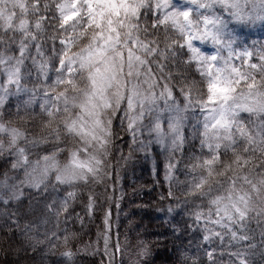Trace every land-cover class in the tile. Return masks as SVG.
I'll return each mask as SVG.
<instances>
[{"label": "snow or ice", "instance_id": "snow-or-ice-1", "mask_svg": "<svg viewBox=\"0 0 264 264\" xmlns=\"http://www.w3.org/2000/svg\"><path fill=\"white\" fill-rule=\"evenodd\" d=\"M257 22L264 0H0V110L10 95L29 94L24 104L38 103L46 130L30 137L0 111V158L11 165L0 174V207L15 205L3 215L19 228L28 200L59 223L87 192L91 218L103 198L95 186L105 194L111 187L96 245L116 264L117 166L138 151L159 178L156 146L167 185L160 200L175 202L169 214L191 205L189 229L203 234L197 255L185 259L202 264L209 246L207 264L225 254L227 264H255L264 248V41L247 44L234 26ZM226 238L218 260L213 242Z\"/></svg>", "mask_w": 264, "mask_h": 264}, {"label": "rangeland", "instance_id": "rangeland-1", "mask_svg": "<svg viewBox=\"0 0 264 264\" xmlns=\"http://www.w3.org/2000/svg\"><path fill=\"white\" fill-rule=\"evenodd\" d=\"M180 2H177V3H180ZM242 27L243 26L237 25V26H234V29H235V33L238 36V39L245 42L246 36L242 37L243 36ZM250 35H252L250 40L252 38H256L257 39L256 41H264V24H261L259 28L257 27L254 28V30L253 28H251ZM204 50H209V49L205 48ZM34 85H35V79L33 76V78L27 82V87L32 88L34 87ZM19 95H22L25 101L28 98L29 94L20 93L18 95H10L5 101L4 105L15 101ZM17 105H20L24 108V110L20 109L19 115H15L14 111H6L5 113L3 112V110H0L2 111L3 119L6 122L11 121L14 126H18L22 130L30 131L31 137L36 136L33 132L38 134V133H42L43 131H46L43 129V120L41 116L39 114H36L32 117L33 112L27 111L30 108L33 111L35 108H37L38 110L36 112H39L40 109H39L38 103L25 106L24 102L21 101ZM121 135L123 137L127 136V134L123 132L121 133ZM119 143H120V148L123 151V154L127 156L129 154L128 144L123 143V140H121ZM42 147L47 148L49 151L52 150L51 144L44 145ZM158 150L160 151L159 148ZM41 154H43V152H41ZM119 154L120 153L117 152L116 155L119 156ZM112 163L115 164V160H113ZM153 163H154L153 160L151 161L147 160V163L145 164V159L144 157H142V153L133 152L132 158L131 160L128 161L127 164H124L123 162H121V164L117 166V168L119 169V182L115 185V188H116L115 196L117 198L123 196V198L125 197V199L127 200L124 199V204L119 203V208H117L115 201H113L111 203V211H112V220H113V225H114L113 241H115L116 236L118 235L121 248H124L123 250L124 256L127 254L131 256L129 261H124L123 264H141L144 258L143 248H145V251H147L149 248L152 249V253H149L150 257L148 258L149 260H147L146 264H181L183 263L182 258L177 260L176 257H173L171 251L175 250V252L180 257L179 253L183 252L186 246L180 249L177 246V244L175 246L165 244L162 242L160 238L158 237L156 238L155 236H152V237L150 236V238L147 239V245L141 247L139 244L140 241L138 240L139 235H141V233L146 230H151L152 232H156V229L158 230L159 227L155 222L156 217L153 215L152 217L150 215L144 216L139 211L135 213H130V214L128 213L129 212L128 200L131 198V196L128 195V193L126 192L124 193V189L131 191V190H134L135 188H140L141 186L140 182L143 179V175H146L145 178H147V172L153 169ZM10 168H11L10 162L5 163L4 159L0 158V174H2L5 171H9V173L11 174ZM162 174L163 172L161 171L160 177L159 178L156 177L153 183H162L163 181ZM181 181H183V179H181ZM95 187H96V192H99L100 194L104 195V197L100 200L101 202L98 206V211L95 216L96 221L95 222L92 221L90 224V228L87 227L84 230H83L84 226L82 225H78L76 227L71 228V230L75 229V231L78 233V238L76 236L74 247L79 248L82 245L86 246L85 251L80 252V254L76 256L78 258V260H76L77 262H75L76 264H102V262L103 264H108V259L104 257V253H103V243L101 241L99 251H97L96 239H97L98 232L103 228V223H102L103 215H104L105 210L109 208V203L107 201V195L112 194V189L111 187H109L108 193L105 194L104 187L102 185H96ZM178 192H179L178 194L182 196V192L181 191H178ZM131 193L133 192L131 191ZM135 197L139 198V195ZM147 198L152 199L150 195L147 196L146 199ZM38 208H39L40 214L44 215L45 211L42 210L44 208L43 203H40ZM38 208L35 209V208L30 207L25 210V217H24V219H26L24 220L25 223L26 221L34 218L36 214V210H38ZM1 209L2 208H0V210ZM99 212H100V216L98 218L97 214ZM79 213L80 212H78V214ZM70 217L74 218V216H70ZM80 217L82 218V220H84L82 215H80ZM80 221L81 219L76 218L73 221L75 222L74 225H77V223H79ZM64 228L65 227L61 225L59 229L60 231H64ZM127 228H131V229L133 228V230H131V232L128 233ZM4 231H5L4 223L2 222V220H0V264H62L58 261H52L51 259L48 258L50 250L46 245H42L41 249L36 247L37 249L35 250H28L27 249L28 246L24 247L22 243L19 244L18 242H16L17 238L10 237L9 234L4 233ZM7 231L8 230H6L5 232ZM41 231L44 233V235L40 237L42 239H38V240L44 241L45 235L51 236V234H48L46 230L45 232L43 230ZM71 233L75 234V232H71ZM38 240L35 241V244H38L37 243ZM144 241H145V238H144ZM44 243H46V241H44ZM151 254H152V257H151ZM119 256L120 254L116 256V264H122Z\"/></svg>", "mask_w": 264, "mask_h": 264}, {"label": "trees", "instance_id": "trees-1", "mask_svg": "<svg viewBox=\"0 0 264 264\" xmlns=\"http://www.w3.org/2000/svg\"><path fill=\"white\" fill-rule=\"evenodd\" d=\"M19 102H21V101L19 99H16L13 102L7 103L6 105H4V107L2 109L3 112L6 113V111H14L15 112L14 114L17 115V111H20V109L24 110V108L22 106L17 105ZM18 106H19V109H18ZM27 111L33 112L32 117L36 114H39V112H40V111L35 112V111L30 110V109H28ZM21 124H23V123H21ZM27 133L30 136V131L27 130ZM31 133H32V131H31ZM33 133L36 136L38 134H41V133L37 134L35 132H33ZM129 142H130V137L125 136L123 139V143L129 144ZM195 143H197V141H195ZM154 148H155L156 159L161 162V171L163 172V169H162L163 156L159 155L160 151L158 150V147L154 146ZM186 148H188L187 145H186ZM142 157H144L143 153H142ZM148 161H151V159H148ZM146 163H147V160L145 159V164ZM145 176L146 175H143V179L140 182V185H141L140 188H135L134 190H131L133 193H131V191L124 189V193L126 192V193H128V195L131 196V198L128 200V208H129L128 213L130 214V213H135V212L139 211L144 216L150 215L152 217V215H153L156 217L155 222L159 227L158 230L156 229V232H152L151 230H146V231L142 232L141 235H139V237H138V240L140 241L139 242L140 246L141 247L146 246L147 245V239L150 238V236L151 237L155 236L156 238L157 237L160 238L162 240V242L165 244L174 245V246L177 244V246L180 249L182 247L186 246V248H184L183 252L179 253L180 257L175 252V250L171 251V252H172L173 257H176L177 260L182 258L183 263H181V264H191V260H186L185 257L197 255V244H201L202 235H203L199 231L193 232L189 229V225L192 222L185 213L187 211H191L192 206L190 205L187 208L179 209L176 212L169 214L167 212V208L170 204L174 207L175 202L171 201V200H164V201L160 200V195L162 193L165 196L167 195V185L164 183H153V181H155V179H156V176L154 175L153 169H151L150 171L147 172V178H145ZM162 176H163V174H162ZM177 176H178L179 180L185 179V177L182 173H178ZM178 191L179 190H176L177 196H179L180 199H184L183 194H182V196H180L178 194L179 193ZM97 193H99V192H97ZM101 195H102V197H104L103 194H101ZM138 195H139V198H136L135 196H138ZM149 195L152 197V199H149V198L146 199V197ZM124 199H125V197L123 199L119 200V203L124 204ZM125 200H127V199H125ZM134 201L136 204L134 203ZM100 202L101 201H99V204H100ZM196 203H199V201H196ZM28 204H29V201L25 200V206L19 210V215L16 217L19 220V228H17L15 224H12L11 220L8 217L3 215L4 212L11 213L12 211H14L15 205H13L11 208L0 207V208H2L0 210V220H2V222L4 223L5 231L8 230L7 232L4 231V233L9 234L10 237L17 238L16 242H18L19 244L22 243L24 245V247L28 246L27 247L28 250H33V245H35V249H37L36 247L41 249L42 245H46L50 250L48 258L51 259L52 261H58L62 264H76L75 262H77L76 260H78V258L76 256H78L80 254V252H84L86 246L82 245L79 248L74 247L76 236L78 238V233L75 231V229L71 230V228L76 227L78 225L84 226L83 230L87 227L90 228L91 222L96 221L95 216H96V213L98 211V208H97V210L95 211V213L93 214V216L90 219V217L87 214L86 207H85L87 204V192H85L84 196L81 199L77 200L70 207L68 214H69V216H74V218L66 219L64 214H61L59 223L57 222V218L54 215H47L46 212H44L45 213L44 215L40 214L39 208H38L40 203L37 204L35 202H32L31 208H35V209L38 208V210H36V214H35L34 218L26 221V223H25V221H24V220H26V219H24L25 210L27 208H30V207H28ZM42 210H44V208ZM78 212H80L79 216L82 215L84 220H83V223H81V221H80L79 223H77V225H74L75 222H73V221L76 219ZM97 216L99 218L100 212L97 214ZM87 219H88V221H87ZM25 225L30 226L29 230L27 232V235H25V233L22 231L25 228ZM61 225H63L65 227L64 231H60L59 228L61 227ZM252 227L256 228L255 221H253ZM9 229H11V231ZM41 230H43L44 232L46 230V232L48 234H51V236H48V237H50V239L44 240V241H46V243L43 242L44 244L43 243L35 244V241L38 239H42L40 237H42V235H44V233ZM131 230H133V228L132 229L127 228L128 233L131 232ZM53 232L56 233L55 236H52ZM71 232H75V234H72ZM255 235L257 238L256 242L259 243V230L258 229H257ZM29 236L33 237V239H28ZM66 236L68 237L67 245H65V242H64ZM143 236L145 238V241H144ZM13 240H15V239H13ZM39 241H41V240H39ZM203 247H204V251L199 253V255L202 258V264H207L206 251L211 250V247H209V246H203ZM212 247H215L216 256H217V259L219 260L220 253L222 251L227 253V251L229 250L227 238L225 239L223 246H221L220 241L218 239H216L213 242ZM82 248H84V249H82ZM123 250H124V248H122V254H120V256H119L122 264L124 261H129V259L131 258V256L129 254L124 256ZM143 250H144V255H143L144 258H143V261L141 264H146L147 260H149L148 258L150 257L149 253H152V249L149 248L147 251H145V248H143ZM231 250L234 251L235 249H231ZM65 251H71L73 253V258L71 261H68L62 255ZM262 252H264V248H257L255 250V253L252 256V259L255 261V264H264V255L261 254ZM145 254H147V255H145ZM151 257H152V254H151ZM227 260H228V256H227V254H225L223 259L219 260V264H227Z\"/></svg>", "mask_w": 264, "mask_h": 264}]
</instances>
